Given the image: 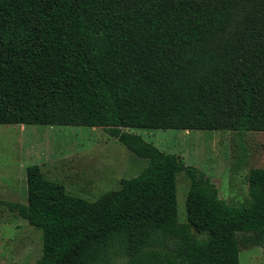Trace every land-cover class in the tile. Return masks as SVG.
I'll use <instances>...</instances> for the list:
<instances>
[{
  "label": "trees",
  "instance_id": "16d2710c",
  "mask_svg": "<svg viewBox=\"0 0 264 264\" xmlns=\"http://www.w3.org/2000/svg\"><path fill=\"white\" fill-rule=\"evenodd\" d=\"M0 123L102 127L148 159L94 200L28 165L26 203L0 204L41 231L32 264H240L241 243L264 247V166L230 204L133 131H264V0H0Z\"/></svg>",
  "mask_w": 264,
  "mask_h": 264
},
{
  "label": "rangeland",
  "instance_id": "374dc122",
  "mask_svg": "<svg viewBox=\"0 0 264 264\" xmlns=\"http://www.w3.org/2000/svg\"><path fill=\"white\" fill-rule=\"evenodd\" d=\"M161 150L202 170L228 203L249 198L251 168L264 166V131L134 128ZM45 174L74 195L94 200L116 189L123 177L139 173L148 159L129 150L102 127L0 123V199L26 203V167ZM190 179L177 175V204L187 221ZM42 253L41 231L19 213L0 204V264H32ZM240 264H264V247L240 244Z\"/></svg>",
  "mask_w": 264,
  "mask_h": 264
}]
</instances>
